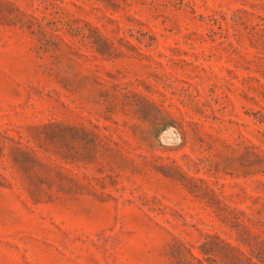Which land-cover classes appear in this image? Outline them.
I'll list each match as a JSON object with an SVG mask.
<instances>
[{
    "label": "rangeland",
    "instance_id": "1",
    "mask_svg": "<svg viewBox=\"0 0 264 264\" xmlns=\"http://www.w3.org/2000/svg\"><path fill=\"white\" fill-rule=\"evenodd\" d=\"M0 264H264V0H0Z\"/></svg>",
    "mask_w": 264,
    "mask_h": 264
},
{
    "label": "bare ground",
    "instance_id": "2",
    "mask_svg": "<svg viewBox=\"0 0 264 264\" xmlns=\"http://www.w3.org/2000/svg\"><path fill=\"white\" fill-rule=\"evenodd\" d=\"M171 133H169V134H166V136H169Z\"/></svg>",
    "mask_w": 264,
    "mask_h": 264
}]
</instances>
